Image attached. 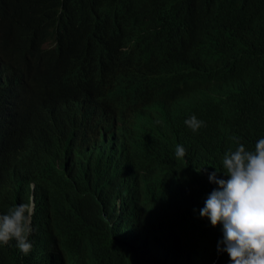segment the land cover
I'll return each instance as SVG.
<instances>
[{"label": "trees", "instance_id": "1", "mask_svg": "<svg viewBox=\"0 0 264 264\" xmlns=\"http://www.w3.org/2000/svg\"><path fill=\"white\" fill-rule=\"evenodd\" d=\"M0 66L31 100L2 128L5 165L33 172L12 205L36 203L32 250L10 241L0 264H227L198 212L207 171L264 135V0H0ZM103 112L131 125L111 136Z\"/></svg>", "mask_w": 264, "mask_h": 264}, {"label": "clouds", "instance_id": "2", "mask_svg": "<svg viewBox=\"0 0 264 264\" xmlns=\"http://www.w3.org/2000/svg\"><path fill=\"white\" fill-rule=\"evenodd\" d=\"M19 28V20L14 19V44L18 42ZM183 123L192 132L205 125L195 113L185 117ZM234 143V148L223 153L219 168L204 169L215 187L206 194L198 215L206 217L211 226L220 224L222 235L216 242V251L227 254V264H264V135L251 146L239 139ZM185 155V146L176 144L174 157L184 159ZM202 169L203 166L196 168L198 172ZM34 212V201L13 204L0 211V246L14 241L15 247L27 255L33 248L30 237L35 231Z\"/></svg>", "mask_w": 264, "mask_h": 264}, {"label": "bare ground", "instance_id": "3", "mask_svg": "<svg viewBox=\"0 0 264 264\" xmlns=\"http://www.w3.org/2000/svg\"><path fill=\"white\" fill-rule=\"evenodd\" d=\"M36 67L37 66L34 65L32 69H36ZM110 74H112L111 71H109V75ZM7 75L8 73L0 66V209L12 205L13 196L23 192L25 186V180L23 179L24 174L25 176L30 175L33 177V172L31 171V165L28 163V159L19 156L8 165H5L6 163L3 161L13 148L11 147L12 144L10 143V140L14 137L3 133L2 128L7 127L13 130L11 127L12 124H14L18 118L28 114L31 108V100L25 97L24 91L21 90L15 82L10 81ZM94 122L99 124L101 131L104 129L105 133L111 136H113V131L120 130L116 125L125 127L131 125L129 123H121L117 114L108 112L96 115L94 117ZM30 125L31 123L25 126L28 127ZM139 125L140 120L132 126H136L137 128ZM140 126L145 128L142 125ZM110 127L112 131L110 130ZM81 136L87 138L88 133H83ZM29 186L30 189L34 188V183H30ZM31 201H34L35 203L34 197ZM117 207L124 215L126 230L132 231L134 225L133 227H130L129 222H127V218L129 219L130 215L127 212L125 202L122 199H119ZM129 233H126V235H129Z\"/></svg>", "mask_w": 264, "mask_h": 264}]
</instances>
